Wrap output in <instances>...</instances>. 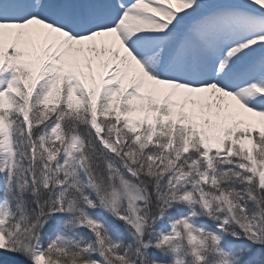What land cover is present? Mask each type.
<instances>
[{"label":"snow or ice","instance_id":"6c2138e0","mask_svg":"<svg viewBox=\"0 0 264 264\" xmlns=\"http://www.w3.org/2000/svg\"><path fill=\"white\" fill-rule=\"evenodd\" d=\"M3 264H264V0H0Z\"/></svg>","mask_w":264,"mask_h":264},{"label":"rangeland","instance_id":"374dc122","mask_svg":"<svg viewBox=\"0 0 264 264\" xmlns=\"http://www.w3.org/2000/svg\"><path fill=\"white\" fill-rule=\"evenodd\" d=\"M0 264H3V261L2 260H0Z\"/></svg>","mask_w":264,"mask_h":264}]
</instances>
